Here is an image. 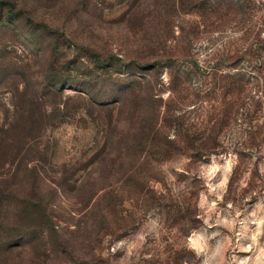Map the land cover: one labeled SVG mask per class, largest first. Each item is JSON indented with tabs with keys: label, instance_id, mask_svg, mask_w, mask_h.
Wrapping results in <instances>:
<instances>
[{
	"label": "rangeland",
	"instance_id": "374dc122",
	"mask_svg": "<svg viewBox=\"0 0 264 264\" xmlns=\"http://www.w3.org/2000/svg\"><path fill=\"white\" fill-rule=\"evenodd\" d=\"M0 264H264V0H0Z\"/></svg>",
	"mask_w": 264,
	"mask_h": 264
},
{
	"label": "trees",
	"instance_id": "16d2710c",
	"mask_svg": "<svg viewBox=\"0 0 264 264\" xmlns=\"http://www.w3.org/2000/svg\"><path fill=\"white\" fill-rule=\"evenodd\" d=\"M9 8H11V9H9V12L8 11L6 12V16H8V17L16 18L17 16H19V15H21L23 13L21 10L15 11V6L14 5L13 6H9ZM204 151L207 152L205 149H204ZM188 204H187V206L188 207L191 206V208H192L193 205L191 203H188ZM194 222H196V221H193V219L191 217L188 218V224H189L188 228L189 229L194 228L193 227L195 225Z\"/></svg>",
	"mask_w": 264,
	"mask_h": 264
}]
</instances>
